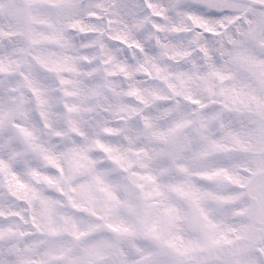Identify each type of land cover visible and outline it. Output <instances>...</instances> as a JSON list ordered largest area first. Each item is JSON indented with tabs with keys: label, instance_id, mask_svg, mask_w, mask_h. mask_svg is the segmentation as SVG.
Instances as JSON below:
<instances>
[{
	"label": "snow or ice",
	"instance_id": "1",
	"mask_svg": "<svg viewBox=\"0 0 264 264\" xmlns=\"http://www.w3.org/2000/svg\"><path fill=\"white\" fill-rule=\"evenodd\" d=\"M0 264H264V0H0Z\"/></svg>",
	"mask_w": 264,
	"mask_h": 264
}]
</instances>
